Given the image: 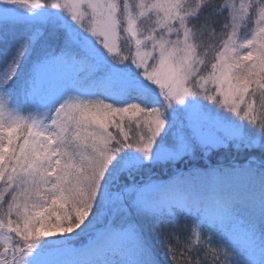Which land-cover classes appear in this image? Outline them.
Here are the masks:
<instances>
[{
	"label": "snow or ice",
	"instance_id": "obj_1",
	"mask_svg": "<svg viewBox=\"0 0 264 264\" xmlns=\"http://www.w3.org/2000/svg\"><path fill=\"white\" fill-rule=\"evenodd\" d=\"M152 223L264 264V0H0V264H161Z\"/></svg>",
	"mask_w": 264,
	"mask_h": 264
},
{
	"label": "rangeland",
	"instance_id": "obj_2",
	"mask_svg": "<svg viewBox=\"0 0 264 264\" xmlns=\"http://www.w3.org/2000/svg\"><path fill=\"white\" fill-rule=\"evenodd\" d=\"M215 2H217V0H215ZM218 2L222 3L223 0H218ZM253 20H254V18H253ZM223 22H224L223 18H220V24H222ZM220 24L216 25V32L217 33H220V31H221ZM251 26H254V24H252ZM241 35H243V32L241 33ZM205 39H207V38H205ZM121 47L125 48V53L124 54L127 55L128 53H127V50H126V45L124 44L123 41H121ZM133 127H135V125H133ZM242 156L245 159V156H244L243 153H239L238 154L235 151L225 150V151H222L217 156H215L214 158H215L216 162L212 161V163L213 164H217L218 163L220 166L238 164L239 162L237 161V158L238 157H242ZM198 160L197 159L196 160H192L191 163L188 164V165H191L192 162H193V165L195 166L196 164L199 163ZM180 167H179V170H178L175 166H168V167L161 166V167H158V168L154 169L153 171H151L148 176H146V177H137V179L138 180L149 179V180L153 181L154 183H157V184H160V185H165L167 182L169 183V185L175 184V183H177L178 181L181 180V175H180L181 173H183L184 177L187 178L188 172L184 171V170H186V168H185L186 166L183 165V166H180ZM82 235L84 236V240H83ZM74 238H78L77 240L74 241L75 243H73V244L74 245H79V248L83 244H88V242H89V235L87 233H82L81 236L74 237ZM75 248H78V247H75Z\"/></svg>",
	"mask_w": 264,
	"mask_h": 264
},
{
	"label": "trees",
	"instance_id": "obj_3",
	"mask_svg": "<svg viewBox=\"0 0 264 264\" xmlns=\"http://www.w3.org/2000/svg\"><path fill=\"white\" fill-rule=\"evenodd\" d=\"M216 3H219L218 0H217ZM214 157H213L212 161L216 162ZM237 161L239 162L238 164L242 163L244 161V157L243 156L242 157H238ZM200 163H201V161H199V163L196 164L195 166L198 167L200 165ZM192 166H194L193 162H192ZM228 166L229 165H224V166L222 165V167H228ZM184 171L188 172V169H186ZM165 185H169V183L167 182ZM179 215H180L179 224L173 226V224L169 223L168 224V229L169 230H174L176 233H178L179 237L181 238V242H183V237L186 234L185 233V229L183 228V225H184V223L186 221L190 223V220H188L183 214H179ZM101 227H103V226L101 225ZM82 237H83V240H84V236L83 235H82ZM146 237H147L148 241L151 243V245L153 246V248L155 250V253H156L158 259L160 260L161 264H172L171 258L167 254V246L166 245H167L168 241H166L165 235H163L161 233V229L159 227H157L155 225V223L150 224L149 229L146 232ZM77 239L78 238H73L72 246L79 248V245H74L73 244V243H75L74 241L77 240ZM171 243H173V245H175V241L174 240L171 241ZM86 245L87 244H83L81 247H84ZM178 264H183L182 258L178 257Z\"/></svg>",
	"mask_w": 264,
	"mask_h": 264
}]
</instances>
